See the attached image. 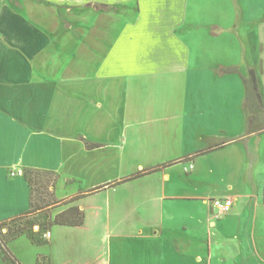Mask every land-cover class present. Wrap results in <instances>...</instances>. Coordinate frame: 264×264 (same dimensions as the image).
<instances>
[{
    "label": "crops",
    "instance_id": "obj_1",
    "mask_svg": "<svg viewBox=\"0 0 264 264\" xmlns=\"http://www.w3.org/2000/svg\"><path fill=\"white\" fill-rule=\"evenodd\" d=\"M259 2L0 0V223L31 210L26 168L57 174V200L81 196L50 210L45 241L6 240L23 264H264L250 70L260 116L264 87L225 58L226 40L261 39ZM72 207L81 225L53 223Z\"/></svg>",
    "mask_w": 264,
    "mask_h": 264
},
{
    "label": "rangeland",
    "instance_id": "obj_2",
    "mask_svg": "<svg viewBox=\"0 0 264 264\" xmlns=\"http://www.w3.org/2000/svg\"><path fill=\"white\" fill-rule=\"evenodd\" d=\"M257 3H260L257 0ZM261 5V3L259 4ZM260 38H256L251 34H246L245 40H226L227 45L225 47V58L228 61H237L242 63L243 65H247V63L255 64L256 70L260 75L261 83L264 87V68L263 64L255 57L256 55L262 54L261 46L264 45V21L260 24ZM254 57V60L252 59ZM261 69L263 72H261ZM125 81V84L132 86L135 90L137 86H152L153 82L149 81L148 78H139V77H128L122 78ZM136 97V94H135ZM261 113H255L251 119L250 129L253 130L256 126L260 127V129H264V113L260 116ZM33 180V196L34 200L37 202H41L42 198L46 196L48 200H52L54 198V189L51 187V183L48 184L47 190L40 189L39 184ZM45 180H48L46 178ZM52 182V180H51ZM47 192V193H46ZM54 209V208H53ZM49 209L48 211H41L33 214H27L16 218L15 220L8 221L5 225L0 226V239L6 241L7 239L14 238L20 236L22 234H27L29 237L35 238L36 241L43 242L45 241V232L46 225L50 223L49 220ZM14 256L22 263V261L15 254ZM28 259H31L33 253L29 255L26 254ZM33 261V258L30 260ZM0 264H11L9 261H5L2 259V255L0 253ZM23 264V263H22ZM39 264H44L43 262H39Z\"/></svg>",
    "mask_w": 264,
    "mask_h": 264
},
{
    "label": "trees",
    "instance_id": "obj_3",
    "mask_svg": "<svg viewBox=\"0 0 264 264\" xmlns=\"http://www.w3.org/2000/svg\"><path fill=\"white\" fill-rule=\"evenodd\" d=\"M236 71H237L236 68H223L221 73H232V72H236ZM245 85H246L248 108H249L251 117H253V115L255 113H257L258 111L263 109L262 96H261V93L259 91L257 76H256V72L254 70H250L248 78L245 79ZM250 123H251V119H250ZM201 153H204V152H201ZM156 170H157V168H151L148 170L138 172V173L130 176L129 178L124 179L121 182L136 179L138 177L150 174ZM23 175L26 178V180L28 181V184H29L30 189H31V210L28 211L24 215L33 214V213H37V212H41V211H48L49 209H53V208H56L58 206H62L66 203L72 202L73 200H76V199L81 197V196H76L75 198H72L71 200H68V201H59L56 199L55 193H54V198L52 200H48L45 196L42 198L41 202H37L34 200V196H33V193H34L33 180H34V178H36L35 181L37 182V184H39L40 189L47 190V186L49 183H51V187L53 189H55V186H56V183L58 180L57 174L53 171H44V170L26 168L23 170ZM46 178H48V180H45ZM51 180H52V182H51ZM115 184H112V185H115ZM103 188L104 187H102L100 189H103ZM19 217L20 216L12 218L11 220H15L16 218H19ZM11 220H8V221H11ZM83 220H84L83 212L78 207H72L63 213L58 214L55 217V220L53 223L59 224V225H67V226H79L83 223ZM8 221L1 222L0 226L5 225ZM31 239L35 243H41L39 241H36L35 238L31 237ZM0 253L2 255L3 260L9 261L11 264H22L14 256V254L11 252V250L9 249V247L6 244V241H3L1 239H0Z\"/></svg>",
    "mask_w": 264,
    "mask_h": 264
},
{
    "label": "built area",
    "instance_id": "obj_4",
    "mask_svg": "<svg viewBox=\"0 0 264 264\" xmlns=\"http://www.w3.org/2000/svg\"><path fill=\"white\" fill-rule=\"evenodd\" d=\"M19 174H22V171L17 172ZM12 176H14L16 173L12 172ZM212 206L217 210V215L221 216L223 214L228 213L232 208V201L228 198H220V199H214L212 201ZM46 237H50V233L47 232L45 234Z\"/></svg>",
    "mask_w": 264,
    "mask_h": 264
}]
</instances>
